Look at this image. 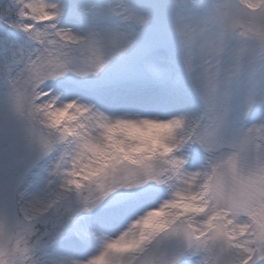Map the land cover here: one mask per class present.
<instances>
[{"label":"snow or ice","instance_id":"obj_1","mask_svg":"<svg viewBox=\"0 0 264 264\" xmlns=\"http://www.w3.org/2000/svg\"><path fill=\"white\" fill-rule=\"evenodd\" d=\"M0 29V264H264V0H0Z\"/></svg>","mask_w":264,"mask_h":264},{"label":"rangeland","instance_id":"obj_2","mask_svg":"<svg viewBox=\"0 0 264 264\" xmlns=\"http://www.w3.org/2000/svg\"><path fill=\"white\" fill-rule=\"evenodd\" d=\"M71 2L75 5H79L81 3H87L88 0H71ZM99 2V0H98ZM141 2H146V0H141ZM158 2H171V0H158ZM62 26L71 27L74 31L78 32H85L89 30L88 25L84 21H77L73 17L66 16L62 20ZM2 30V29H0ZM15 39L18 40V42L23 43L24 38L20 35L15 36ZM174 73L179 75L184 83V85L188 88H190V81L187 78L186 73L183 72V69L181 66H175L174 67ZM62 81L71 83L72 80L78 79L74 76L73 73H68L64 78H61ZM50 84L58 85V87L55 89L56 91H60L62 87L61 81H50ZM244 92H240L234 95L233 102L236 105H239L243 102L244 99ZM4 92L0 90V101L3 100ZM235 116L238 117V113L235 114ZM4 117V111L3 108L0 107V119H3ZM264 118V107H258L256 110L251 111L248 114L246 123L248 125H251L253 123H258L260 120ZM201 162H203V156L201 157ZM98 248V241L96 239H89L88 242L84 245H74L68 242H65L62 246H58V250L53 253L50 258L51 259H57V258H63V259H82L86 258L87 256L91 255L93 252H95Z\"/></svg>","mask_w":264,"mask_h":264}]
</instances>
